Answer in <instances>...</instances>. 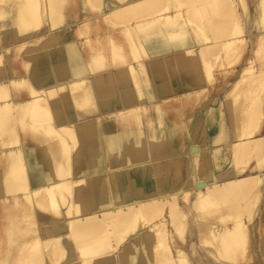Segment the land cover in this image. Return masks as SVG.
Returning <instances> with one entry per match:
<instances>
[{
  "label": "bare ground",
  "instance_id": "bare-ground-1",
  "mask_svg": "<svg viewBox=\"0 0 264 264\" xmlns=\"http://www.w3.org/2000/svg\"><path fill=\"white\" fill-rule=\"evenodd\" d=\"M0 58V264H264V0H17Z\"/></svg>",
  "mask_w": 264,
  "mask_h": 264
},
{
  "label": "rangeland",
  "instance_id": "rangeland-1",
  "mask_svg": "<svg viewBox=\"0 0 264 264\" xmlns=\"http://www.w3.org/2000/svg\"><path fill=\"white\" fill-rule=\"evenodd\" d=\"M3 1V0H2ZM15 2H17V0H4V3H6L7 4V7H5V8H1V4H0V16H2L3 14H5V13H7L9 10H10V7H11V5L13 4V3H15ZM2 3V2H1ZM6 4L4 5V6H6ZM164 4V3H163ZM152 6V5H151ZM3 7V6H2ZM160 8H162V2H159V3H157V4H154L149 10H148V14H151V12H155L154 14H158V13H160V12H158L159 10H160ZM240 22H241V20H239ZM120 22V21H119ZM121 23H122V21H121ZM121 23H116V26L117 27H119V26H121ZM35 28H39V19L36 17V18H34V21L33 22H31V23H28L27 25H26V30L27 31H29V30H31V29H35ZM15 31H17V29H15ZM240 46V45H239ZM238 46V47H239ZM237 47V48H238ZM242 47V45L240 46V48ZM241 51V50H240ZM240 51H239V49L237 50L236 49V51H235V53H231L232 54V56H231V58H230V60L227 62V66H230V65H236V64H238V63H240L243 59H239V58H237V55L240 53ZM239 52V53H238ZM238 53V54H237ZM141 55H142V57H144V53H141ZM141 56L139 57V58H142ZM3 60V58L1 59L0 58V63H2L1 61ZM243 63V62H242ZM241 64V63H240ZM171 66V65H170ZM169 66H165V71H168L169 69H167ZM172 67L173 68H175V64H173L172 65ZM199 67V66H198ZM152 69L154 70V68H149V70H151L152 71ZM176 69H178V67L176 66ZM196 70H198V68L196 69ZM200 70H201V68H200ZM200 70H198V75H199V71ZM193 71H195V70H193ZM192 72V71H191ZM164 73V71H162V74ZM172 72L169 70V74H171ZM193 73V72H192ZM161 74V73H160ZM189 74H191V73H189ZM163 75H165V74H163ZM192 75V74H191ZM190 75V76H191ZM195 75H197V74H194L193 76L195 77ZM197 75V76H198ZM189 76V75H188ZM169 77H171V75H169ZM193 78V77H192ZM189 79H191L190 77H189ZM27 82V81H26ZM153 84H155L156 86H157V88H158V85L160 86V85H165V84H168V85H170V82H172V81H167V80H164L163 78H159L158 76H154V78H153ZM21 85H20V89H26L27 88V85H28V87L30 86L28 83L29 82H27L26 84L24 83V82H19ZM17 84V83H16ZM15 84V85H16ZM136 86V85H135ZM137 87V86H136ZM28 89V88H27ZM76 90V89H75ZM159 108H162V106H159ZM178 108V107H177ZM179 108H181V107H179ZM179 108H178V112H179ZM175 110H176V108H175ZM242 110V109H241ZM236 113H238V114H241V112H240V110L239 111H237ZM261 119V121L259 122V126L260 125H262V122H263V119L262 118H260ZM96 145H97V141H95L94 142ZM174 154H179L180 153V150H176V151H174L173 152ZM170 176H172V175H170ZM177 178H180V175H178V176H172V178H170V179H168V180H173V179H177ZM167 180V179H166ZM50 203L49 204H54L55 202H53V201H49ZM230 206L231 205H225L224 204V206L222 207V209L221 210H218V211H214V210H212L211 209V211H209V213H207L208 215H206V213H201L202 214V216H203V219H208L209 221H214V222H217L218 220V216H220L221 215V213H228V212H233V209H235V207L233 208L232 206H231V208H230ZM154 207H156L155 205L153 206V208ZM101 207H98V208H95V209H100ZM225 209H226V211H225ZM229 209H232V210H229ZM149 210L150 211H152V206L151 207H149ZM213 211V212H212ZM30 211H29V208L27 207V209L23 212V215H25V216H27L28 215V213H29ZM160 218V215H157V216H155V219H159ZM31 228L32 226L31 225H29V226H27L26 228ZM141 230V227H138V228H135V230H133V232L131 233V234H129L126 238H124L122 241H120V243L119 244H122V243H124L125 241H127L128 242V240H129V238L130 237H132L133 236V234L134 233H136L137 231H140ZM36 233L37 232H35V230L34 231H31L29 234H28V237L29 238H32V237H34L35 235H36ZM51 241V240H50ZM70 244H73L74 246H76V244H80V242H78V241H76V240H71V243ZM81 245V244H80ZM43 250H45V249H43ZM155 250H153V252H154ZM51 251H46L45 250V255H44V258H43V262L42 263H40L39 262V264H64L65 263V260H66V258H61V259H59V260H57V261H50V258L48 257V256H50L51 255ZM88 253L87 252H85V250H81V252L79 253V258H81V257H84V256H86ZM190 257H192V256H190ZM118 260V259H117ZM195 260V264H197V260L195 259V258H191V261H194ZM148 261L149 262H151L152 264H160V262H162V256H161V254H159V255H157V256H151L150 257V255H149V258H148ZM112 264H115V263H112ZM116 264H120V262H116Z\"/></svg>",
  "mask_w": 264,
  "mask_h": 264
}]
</instances>
